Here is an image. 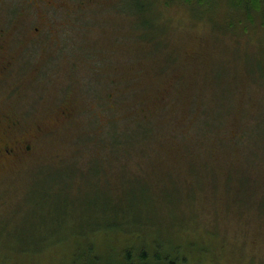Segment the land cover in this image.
Here are the masks:
<instances>
[{
	"label": "rangeland",
	"instance_id": "rangeland-1",
	"mask_svg": "<svg viewBox=\"0 0 264 264\" xmlns=\"http://www.w3.org/2000/svg\"><path fill=\"white\" fill-rule=\"evenodd\" d=\"M50 2L57 44L31 42L0 82L18 120L0 146L30 141L0 164V264H82L88 242L264 264V0L246 21L245 1ZM110 201L132 227L90 231Z\"/></svg>",
	"mask_w": 264,
	"mask_h": 264
},
{
	"label": "flooded vegetation",
	"instance_id": "flooded-vegetation-1",
	"mask_svg": "<svg viewBox=\"0 0 264 264\" xmlns=\"http://www.w3.org/2000/svg\"><path fill=\"white\" fill-rule=\"evenodd\" d=\"M22 2L24 3L21 5L13 2L6 3L10 18L6 20L7 22H0V82L13 71L15 62H19L23 52H27L25 49L28 44L38 41L37 44H42L40 46L42 52L46 53L48 49L44 41L50 38L52 44L55 41L57 44V37L60 33V28L63 26L62 22H60V25L55 22H49V10H56V6L50 0H23ZM1 4H5L4 0H0ZM63 5L60 2L57 6L62 9ZM33 13H35L36 19H39L40 22H27ZM46 34V39L40 40ZM25 37H28L26 42L20 43L18 48L16 45L13 47L15 50L13 51V56L10 52L13 43L17 42V39L21 40ZM12 113L11 110L10 112L0 113V128L7 136L13 132L18 123ZM29 142L27 137H22L19 141L4 142L0 146V164H3L2 167L5 166L6 162L17 161L28 153L30 150Z\"/></svg>",
	"mask_w": 264,
	"mask_h": 264
},
{
	"label": "trees",
	"instance_id": "trees-1",
	"mask_svg": "<svg viewBox=\"0 0 264 264\" xmlns=\"http://www.w3.org/2000/svg\"><path fill=\"white\" fill-rule=\"evenodd\" d=\"M241 1H245V4L243 6V8L246 9V13L243 12L244 18H245L244 21H246V19L251 20L250 15H249V11H251V10H249V9H253V10L257 9L261 0H227V3L229 2L230 3L229 6L231 5V7H235L236 5L239 6V4H243V3H239ZM244 21L243 22H240V21L235 22L236 23L235 26L237 27L240 24L246 25L247 22H244ZM216 27H220V25H218ZM236 109H238V108H236ZM196 116H195V118H196ZM229 118H230V116L228 117V122H229ZM155 135H156V133L153 134L152 140L155 139ZM158 138L159 137H157V140H158ZM159 141H160V138H159ZM118 144H119V142H118ZM159 145H160V143H159ZM160 147H161V145H160ZM237 159H238L237 156H236V158L233 156L232 160H237ZM246 162H247V160H246ZM244 177H246V176H244ZM245 181H247V178L245 179ZM64 189H65V187H64ZM64 192H65V190H64ZM110 203H111V205L109 206V209L111 210V212H112L111 214H113L112 216L114 217L113 219H111V223L104 224L103 221H98V219H97L95 225L89 224L88 227L90 228V231H96V232L100 231L103 233V232H106L107 230H109L108 228H111V230H113V231H115V230L119 231V230H129L132 227V226L127 224L125 216L122 215L121 213H118V211L120 209L117 206V204H115V201H110ZM101 220H103V218H101ZM133 225L137 226L136 222ZM79 235H85V231L81 230ZM143 246H145V245H143ZM143 246H138L136 248L135 245H132V246L127 247L126 249H124L123 251H121L117 254L113 250V248H106L105 253L103 254V256H101V255H98L96 253H92L93 245H91V242H88V243H86V246L84 247V249L82 247L80 249V251L83 250L82 253L80 254V259H81L82 264H182V262H183V260L181 262L180 256L176 254V248H175V251L173 250L172 253H171V251L167 252V253L166 252L163 253L159 250L158 246H156V248L154 250H152L151 252H149L146 249V248L150 249L149 247H147V246L143 247ZM26 253L27 252H25L24 254H26ZM171 254H175V256H172ZM167 256H172V258H167ZM134 260H136V261H134ZM71 264H76V263H71Z\"/></svg>",
	"mask_w": 264,
	"mask_h": 264
},
{
	"label": "bare ground",
	"instance_id": "bare-ground-1",
	"mask_svg": "<svg viewBox=\"0 0 264 264\" xmlns=\"http://www.w3.org/2000/svg\"><path fill=\"white\" fill-rule=\"evenodd\" d=\"M94 246V245H93ZM92 248V247H91ZM139 255V254H138ZM112 256V255H111ZM134 257V256H133ZM135 258V257H134ZM113 259V258H112ZM134 261H136V260H134Z\"/></svg>",
	"mask_w": 264,
	"mask_h": 264
}]
</instances>
